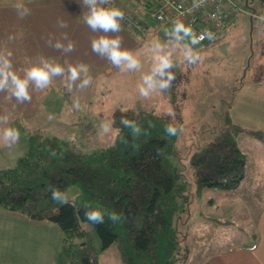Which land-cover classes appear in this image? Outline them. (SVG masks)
I'll use <instances>...</instances> for the list:
<instances>
[{"label":"rangeland","instance_id":"374dc122","mask_svg":"<svg viewBox=\"0 0 264 264\" xmlns=\"http://www.w3.org/2000/svg\"><path fill=\"white\" fill-rule=\"evenodd\" d=\"M56 1L25 0L29 15L21 19L12 5L15 0H0V49L10 50L12 57L20 56L11 60L14 70L19 72L28 67L29 59L41 57L61 64L65 61L74 65L84 63L89 67L92 84L83 91L74 88L69 92L63 78L55 77L43 91L30 86L31 102L24 103L7 99L8 94L0 92V115L9 116L10 126L20 132L17 144L0 152V167L16 165L17 158L27 151L29 135L34 132L59 136L67 140L75 152L87 155L115 142L119 132L115 122L108 135L99 133V125L111 123L117 108L153 112L180 129L170 158L179 169V182L186 184L178 197L185 203L178 228L182 247L188 252L187 261L181 259L182 264H212V257L219 252L255 243L256 221L264 197V187L253 185L255 173L262 174L264 167V103H258L257 95L240 87L254 77L258 37H262L260 29H264V0H241L242 9L234 16L224 36L217 42L196 46L201 57L196 65L187 66L182 54L174 51L175 97L164 91L148 99L141 98L137 90L141 76L150 68L147 46L156 39L165 42V29L171 27L151 24L142 33L125 31L126 37H120L122 48L133 52L142 68L136 72L121 71L111 63L106 65L108 60L92 51L91 39L102 33L87 31L83 28H88L85 23L74 20L81 17V0ZM119 1L139 3V0ZM58 3L59 7L54 6ZM34 5L40 8L32 9ZM68 13L69 18H64ZM58 20H63L67 27L51 26L57 25ZM65 34L75 45V50L67 54L48 42L51 38L53 45L57 40L66 45ZM85 36L90 37L83 38ZM9 37H12L10 43ZM259 68L260 73L264 71V62H260ZM77 98L79 110L72 107ZM169 111L175 116H168ZM50 116L53 118L49 119ZM227 118L241 129L237 139L248 156L245 177L236 188L206 186L200 190L189 158L222 132ZM257 165L261 167L258 169ZM62 192L69 200H74L82 193V188L71 182L64 184ZM254 196L259 200H254ZM5 211L12 217L4 219L11 223L10 231L0 229V263L59 264L57 258L64 244V234L58 222L49 218L32 219L8 208ZM83 226L98 252L99 264H126L118 242L104 249L95 227L88 221H84Z\"/></svg>","mask_w":264,"mask_h":264},{"label":"trees","instance_id":"16d2710c","mask_svg":"<svg viewBox=\"0 0 264 264\" xmlns=\"http://www.w3.org/2000/svg\"><path fill=\"white\" fill-rule=\"evenodd\" d=\"M176 85L175 78L165 91L172 98ZM122 115L140 125L139 136L122 127ZM114 122L119 127L115 142L87 155L75 152L59 136L30 134L28 149L16 165L0 168V205L32 219L58 222L64 234L59 264H99L83 226L85 202L106 213L103 224L92 225L102 248L119 243L126 264H182L188 252L178 228L185 203L178 197L186 184L179 182V169L170 158L180 129L173 125L178 134L169 136L164 130L169 122L162 116L121 108L114 112ZM224 125L218 136L189 158L200 190L236 188L245 177L248 156L237 139L241 129L230 118ZM71 182L82 188L76 199L63 206L51 199L49 186L63 191L64 184ZM112 212L122 217L115 225L107 218Z\"/></svg>","mask_w":264,"mask_h":264},{"label":"clouds","instance_id":"9594fccd","mask_svg":"<svg viewBox=\"0 0 264 264\" xmlns=\"http://www.w3.org/2000/svg\"><path fill=\"white\" fill-rule=\"evenodd\" d=\"M205 0H194L193 7H200ZM83 6L87 9L83 13L84 22L93 33H102L98 37L91 39V49L93 53L102 58H106L113 66L121 71L136 72L140 71L142 64L139 58L131 51L122 48V39L119 36L111 37L109 33H119L121 25L119 21L124 19V13L115 6H107L111 4V0H82ZM21 19L29 15L28 8L23 2L14 5ZM60 28H66L67 24L63 20H58ZM166 41L161 42L156 39L150 42L148 52L150 53V68L144 73L137 85L139 96L144 99L150 98L152 95L162 93L171 88L175 75L172 69L175 67L172 56L174 51L182 54L184 63L191 67L196 65L201 57L196 51V46L207 38L213 41L215 36L211 32H203L197 35L193 29L186 26L179 19L172 21L170 29H165ZM12 39V37H9ZM67 40L65 45L57 40L53 45L51 38L50 46L63 53H71L75 50L74 43L68 39L65 34L63 37ZM12 52L6 48L0 49V92H6L7 99L14 98L19 103L31 102L29 92L30 86L36 90L43 91L47 89L55 77H62L67 91L72 92L75 88L77 91H83L92 84V77L89 74V67L84 63L72 64L65 61L64 64L48 58L29 59L26 63L28 67L22 72L14 70L11 62ZM79 81V83H77ZM72 107L76 110L80 109L79 99H75ZM168 116L174 117L175 113L169 111ZM53 117L50 116L49 119ZM114 120L109 122H101L99 125V133L108 135L113 130ZM120 124L123 128L130 129L133 134L139 136L142 129L136 121L130 120L127 116L122 115ZM165 132L169 136H176L178 128L169 123L164 126ZM20 138V132L16 127L10 126V118L7 115L0 116V146L11 149ZM123 140V138H121ZM127 143V141H123ZM159 154V153H158ZM51 199L61 206L69 204L68 196L49 186ZM84 218L93 225L103 224L105 222L106 213L96 208L94 205L85 202L82 205ZM108 220L115 225L122 219L120 214L115 212L107 213Z\"/></svg>","mask_w":264,"mask_h":264},{"label":"built area","instance_id":"2783aa9c","mask_svg":"<svg viewBox=\"0 0 264 264\" xmlns=\"http://www.w3.org/2000/svg\"><path fill=\"white\" fill-rule=\"evenodd\" d=\"M193 3L194 0H157L148 15L152 21L163 25L179 19L197 35L211 32L215 39L209 41L205 38L200 43H214L223 37L232 25L233 17L242 9L238 0H205L200 7H193ZM107 6H115L124 13V19L119 22L125 29L141 32L148 29L141 8L125 6L118 0H111Z\"/></svg>","mask_w":264,"mask_h":264},{"label":"crops","instance_id":"0c3cea01","mask_svg":"<svg viewBox=\"0 0 264 264\" xmlns=\"http://www.w3.org/2000/svg\"><path fill=\"white\" fill-rule=\"evenodd\" d=\"M15 1L16 2H14L12 4L13 6L18 2H23V4H25L24 3L25 0H15ZM57 1H56V3H57ZM238 1L240 2L241 0H238ZM245 1L247 2V0H245ZM73 2H76V0H72L70 3H73ZM81 2H82V0H81ZM122 3L128 7H139V8H141L143 13H144L145 20H146L149 28H150L151 24H152V26L157 25L159 28H168V27L172 26V24L163 25L160 23H156L150 19L149 15H148V11L156 6L157 0H139L138 4H133V3H129V2H122ZM36 4H37V2H36ZM65 5H67V4H65ZM54 6L59 7L60 4L58 3ZM70 7H73L72 4ZM31 8L36 9V8H40V6L34 5V6H31ZM82 9L83 10H80L82 12L81 17H78V19H76L74 17V20L80 21L81 24L83 25L85 23L84 18H83V13H86L87 9L84 6L82 7ZM64 18H69V13L67 15H65ZM36 22H38V21L36 20ZM31 24H34V26H36L35 23H31ZM51 26L59 27L58 23H57V25H51ZM73 27H75L74 23H73ZM83 28H85L87 31L89 29L86 27H83ZM228 29L224 32V34L228 31ZM260 30H261L260 34L262 37H260V38L258 37V49H257V54H256V61H255L256 63L254 66V77L251 76L249 83L246 85H245V82H243V84L240 88L241 89L244 88L245 91H250V92L254 93V96L257 95L258 96V103H264V77H263L264 71H262L260 73L261 69L259 68L260 62L261 63L264 62V35H263L264 29L263 30L260 29ZM125 31H127L129 33H134V34L137 33V32L128 31V30L124 29V27L121 25V31L119 33H109V34H112L111 37H113V36H115V37L116 36L126 37ZM86 37H90V36H85L83 38H86ZM94 37H98V35H94ZM10 42H11V39L9 40L8 43H10ZM12 58L13 59H16V58L20 59V56L14 55V57L11 56V60H12ZM105 62H106V65H108L110 63L109 61H105ZM3 102L4 101H2V103ZM262 116H263V113H262ZM262 121H264V120H262ZM238 142H239V139H238ZM6 149H8V148L0 146V152L4 151ZM19 157H21V156H19ZM256 167L259 169L261 166L257 165ZM0 168L4 169V167H0ZM6 168H8V167H6ZM262 168H263L262 174L257 175L255 173V177H254V181H253L254 187H256V186L264 187V167H262ZM256 198L257 197L254 196V200H256V201L259 200V198H257V199ZM261 205H262V210L260 212V216L258 217V220L256 221L258 234L256 236L255 243H253L251 245L239 246L236 248H232V249H229L226 251L219 252L212 257L213 258L211 260L212 264H264V197H262ZM5 210H7V208L0 205V218L2 219L0 221L2 223V227H0V229H1V231H10L11 223L7 222L4 219H11L12 215L8 211H5ZM185 261H187V259ZM2 263H0V264H2Z\"/></svg>","mask_w":264,"mask_h":264},{"label":"bare ground","instance_id":"6f19581e","mask_svg":"<svg viewBox=\"0 0 264 264\" xmlns=\"http://www.w3.org/2000/svg\"><path fill=\"white\" fill-rule=\"evenodd\" d=\"M135 32H139V33H142L141 31H135Z\"/></svg>","mask_w":264,"mask_h":264}]
</instances>
